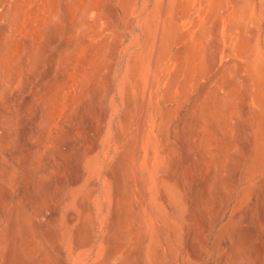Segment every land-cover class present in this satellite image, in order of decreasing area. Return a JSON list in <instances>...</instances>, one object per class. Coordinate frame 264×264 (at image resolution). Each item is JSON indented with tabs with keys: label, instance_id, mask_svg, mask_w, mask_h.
Listing matches in <instances>:
<instances>
[{
	"label": "rangeland",
	"instance_id": "rangeland-1",
	"mask_svg": "<svg viewBox=\"0 0 264 264\" xmlns=\"http://www.w3.org/2000/svg\"><path fill=\"white\" fill-rule=\"evenodd\" d=\"M0 111V264H264V0H0Z\"/></svg>",
	"mask_w": 264,
	"mask_h": 264
},
{
	"label": "bare ground",
	"instance_id": "bare-ground-1",
	"mask_svg": "<svg viewBox=\"0 0 264 264\" xmlns=\"http://www.w3.org/2000/svg\"><path fill=\"white\" fill-rule=\"evenodd\" d=\"M203 1V0H202ZM205 2V1H204ZM167 3H169L168 1H167ZM246 2H244L243 4H245ZM202 5V4H201ZM205 5H207V3L205 4ZM167 6V5H166ZM167 8V7H166ZM204 8H205V6H204ZM203 8V9H204ZM180 9V8H179ZM202 9V8H201ZM202 12V11H201ZM176 15V14H175ZM196 17V16H195ZM200 18V17H199ZM179 20V19H178ZM197 20H198V15H197ZM229 22V21H228ZM228 22H227V24H228ZM235 22V21H234ZM226 24V26L228 27V25ZM236 24V23H235ZM235 24L233 25V23L231 24V26H235ZM223 26V25H222ZM231 26H230V28H231ZM226 27V28H227ZM177 28V27H176ZM235 28V27H234ZM198 29V28H197ZM186 30V29H185ZM227 31L229 32V30L227 29ZM201 32V31H200ZM199 31H198V33H200ZM233 32H235L234 30H233ZM232 32V33H233ZM176 33V32H175ZM187 34V33H186ZM218 35H219V33H217ZM183 35V34H182ZM181 35V37H183ZM221 35V34H220ZM230 35V34H229ZM172 37H173V35H172ZM219 37H221V36H219ZM227 37V36H226ZM197 38V37H196ZM221 38H223V37H221ZM233 38V37H232ZM182 39V38H181ZM189 39V41H191V38L189 37L188 38ZM188 39H186V40H188ZM226 39H228V37L226 38ZM186 42H188V41H186ZM207 42V41H206ZM189 43V42H188ZM220 43H222L221 41L219 42V44ZM181 45V44H180ZM221 45V44H220ZM186 46V44H184V47ZM190 46V45H189ZM208 46V45H207ZM182 47H183V45H182ZM231 47V46H230ZM187 48H190V47H186V48H183V49H186V50H188ZM226 49H230V48H227V47H225ZM181 49V48H180ZM231 50V49H230ZM188 51H190V50H188ZM225 51H227V50H225ZM232 51V50H231ZM207 53V52H206ZM208 54H209V52H208ZM215 55H217V54H215ZM203 56H205V54L203 55ZM209 56V55H208ZM213 57V56H212ZM205 60H206V58H205ZM210 60V59H209ZM208 60V61H209ZM226 61V63H227V60H225ZM209 63H210V61H209ZM226 66V65H225ZM3 111V110H2ZM1 112V111H0ZM4 114H6V113H4ZM1 115H3V113H1ZM4 121H2V123H3ZM2 127V126H1ZM6 131V130H5ZM8 132V131H7ZM0 136H2V134L0 135ZM3 136H6L5 134L3 135ZM4 138V137H3ZM7 138V137H6ZM1 139V138H0ZM8 139V138H7ZM2 143H4V142H2ZM2 148H3V146H2ZM0 149H1V147H0ZM1 153V152H0ZM3 161V160H2ZM160 162V161H159ZM3 165H4V162H3ZM3 165H2V167H3ZM4 167H6L5 165H4ZM35 168H37V167H35ZM6 171V170H5ZM5 171H4V173H5ZM42 171V170H41ZM37 173H38V171H37ZM39 173L41 174V172L39 171ZM39 174V177L41 176ZM143 174L145 175V173H144V171H143ZM158 174V173H157ZM144 175L142 176V179L144 180ZM163 175H165V173H163ZM166 176V175H165ZM164 177V176H163ZM41 178V177H40ZM146 178V177H145ZM164 179V178H163ZM145 181H147L146 179H145ZM164 181V190H163V192H164V194L163 195H165V193H166V195L165 196H169L168 198H172L173 200L172 201H174L173 203L175 204V210H174V212L177 214V213H180L181 212V209H182V205L179 203V201H178V196H177V194H176V192L174 191V189L172 188V186H171V183H170V178L169 177H165V179L163 180ZM65 184H67V182H64ZM63 183V184H64ZM143 183H145V182H143ZM142 185H144V184H142ZM146 185V184H145ZM39 186V185H38ZM35 187V186H34ZM37 187V186H36ZM143 188H145V187H143ZM163 188V187H162ZM162 188H161V190H162ZM142 193V192H141ZM143 194V193H142ZM155 194V193H154ZM27 197V196H26ZM10 198V197H9ZM141 198H143L142 197V195H141ZM164 198V197H163ZM21 199H22V197H21ZM28 199H30V198H28ZM143 200V199H142ZM145 200V199H144ZM21 201V200H20ZM23 201V200H22ZM26 201V200H25ZM146 201V200H145ZM144 201V202H145ZM154 201V200H153ZM34 204V203H33ZM32 204V205H33ZM28 205V204H27ZM146 205V204H145ZM20 207H23V209H22V213H24V207H26V205L25 206H21V204L19 205ZM148 206V205H147ZM29 207V206H28ZM31 207V206H30ZM146 207V206H145ZM19 208V207H18ZM159 208V207H158ZM21 209V208H20ZM20 209L18 210V211H20ZM29 209V208H28ZM159 209H161L162 210V207L161 208H159ZM158 209V211L160 212L159 213V216L161 217V215L160 214H162V212H163V210L161 211V210H159ZM27 210V209H26ZM26 210H25V213H26ZM28 211V210H27ZM42 212H43V210H42ZM48 212V211H47ZM20 213V212H19ZM24 213V214H25ZM56 211H54V214L56 215ZM43 214H44V212H43ZM18 215V214H17ZM16 215V216H17ZM19 215H22L21 213L19 214ZM40 215V214H39ZM45 215V214H44ZM15 216V218H17V217H20V216H17L16 217ZM38 216V215H37ZM43 216V215H42ZM163 216V215H162ZM23 217V216H22ZM44 217V216H43ZM49 218V217H48ZM18 219V218H17ZM24 219V218H23ZM47 219V218H46ZM43 219H41L40 221H42ZM44 220H45V217H44ZM73 220V217L71 216L70 218H69V223H71V221ZM23 221V220H22ZM36 221V220H35ZM21 223V222H20ZM25 223H27L26 221H25ZM23 224L22 225V223L21 224H18V221H16V226H17V228H21L22 230H20V231H23L24 233L22 234V235H25V233H28L29 235H32L34 238H36V239H38L37 238V235H35L34 233V231L32 230V229H29L28 227H30V226H26V224ZM40 223V222H39ZM42 223V222H41ZM20 225H22V226H20ZM29 225V224H28ZM36 225H37V222H36ZM39 226L37 227V228H40V224H38ZM259 227V226H258ZM33 228H35V230H36V226L34 227V224H33ZM258 229H261L260 227L258 228ZM37 231H38V229H37ZM38 233V232H37ZM27 234V235H28ZM39 236V235H38ZM22 238H24L23 236H21ZM20 237V238H21ZM32 237V238H33ZM34 238H33V241H34ZM40 238V237H39ZM30 239H31V237H30ZM19 241V240H18ZM24 241V240H23ZM22 240L19 242V245H23L24 244V242H23ZM32 241V240H31ZM39 241V240H38ZM16 243H17V241H16ZM16 243H15V249H13L12 248V250H11V253L13 254L15 251L14 250H16ZM36 243H37V241H36ZM19 245H17V246H19ZM80 246V242L79 241H76V247H79ZM259 248V247H258ZM37 249V248H36ZM37 250H39V248L37 249ZM263 250V249H262ZM258 251H260V249L258 250ZM44 252V251H43ZM263 252V251H262ZM41 253V252H40ZM261 253V252H260ZM42 254V253H41ZM260 255V254H259ZM261 255H263V254H261ZM44 256V255H43ZM39 257V256H38ZM260 257H262V256H260ZM259 257V258H260ZM254 258H257V257H254ZM241 259V258H240ZM253 259V258H252ZM251 259V260H252ZM258 259V258H257ZM256 259V260H257ZM255 260V261H256ZM260 260V263H261V259H259ZM249 261V260H248ZM239 263L240 262H242V259L240 260V261H238ZM253 262V260L251 261V263ZM196 263V262H195ZM255 263V262H254ZM259 263V262H258ZM35 264V263H34ZM43 264V263H42ZM49 264V263H48ZM242 264V263H241ZM257 264V263H256Z\"/></svg>",
	"mask_w": 264,
	"mask_h": 264
}]
</instances>
